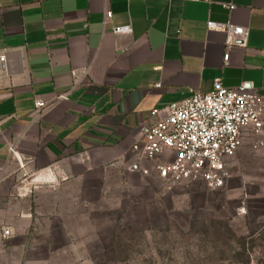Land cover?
Wrapping results in <instances>:
<instances>
[{"label":"crops","instance_id":"1","mask_svg":"<svg viewBox=\"0 0 264 264\" xmlns=\"http://www.w3.org/2000/svg\"><path fill=\"white\" fill-rule=\"evenodd\" d=\"M210 21L246 28L245 43ZM2 54L0 264H98L99 212L154 196L133 151L152 111L218 80L264 96V0H0ZM37 100L53 104L41 117Z\"/></svg>","mask_w":264,"mask_h":264},{"label":"rangeland","instance_id":"2","mask_svg":"<svg viewBox=\"0 0 264 264\" xmlns=\"http://www.w3.org/2000/svg\"><path fill=\"white\" fill-rule=\"evenodd\" d=\"M229 172L219 190L157 181L134 214L131 196L99 212L98 264H264V145L246 142Z\"/></svg>","mask_w":264,"mask_h":264},{"label":"built area","instance_id":"3","mask_svg":"<svg viewBox=\"0 0 264 264\" xmlns=\"http://www.w3.org/2000/svg\"><path fill=\"white\" fill-rule=\"evenodd\" d=\"M207 2L212 0H184ZM233 9V7H230ZM113 16L107 11L106 19ZM210 30L225 33L228 45L244 44L248 31L230 23L208 22ZM131 27L115 28L116 35L128 34ZM228 62L229 55L224 58ZM9 70L7 56L0 55V71ZM160 87V85H157ZM70 92L57 95L58 100H67ZM53 104L42 100L35 102L39 117ZM152 116L157 121L141 129V140L133 145L140 159L151 162L141 169L145 176H154L164 184L202 182L210 190L224 187L230 172L232 159L246 144L252 141L253 148L264 145V96L249 91L246 87L231 89L216 81L210 93L193 91L191 96L164 109H154ZM9 153L16 157V145H8ZM3 238L11 236L3 229Z\"/></svg>","mask_w":264,"mask_h":264}]
</instances>
